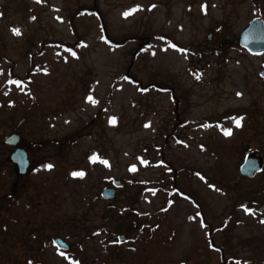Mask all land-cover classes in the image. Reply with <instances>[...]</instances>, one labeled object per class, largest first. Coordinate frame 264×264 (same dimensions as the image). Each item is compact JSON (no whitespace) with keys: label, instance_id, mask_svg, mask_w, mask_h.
<instances>
[{"label":"rangeland","instance_id":"obj_1","mask_svg":"<svg viewBox=\"0 0 264 264\" xmlns=\"http://www.w3.org/2000/svg\"><path fill=\"white\" fill-rule=\"evenodd\" d=\"M257 16L264 0H0V264H264V169L239 174L264 156V53L222 44Z\"/></svg>","mask_w":264,"mask_h":264},{"label":"water","instance_id":"obj_2","mask_svg":"<svg viewBox=\"0 0 264 264\" xmlns=\"http://www.w3.org/2000/svg\"><path fill=\"white\" fill-rule=\"evenodd\" d=\"M240 45L251 53L261 54L264 53V17H254L251 19L244 29L239 34ZM264 75V70L262 71ZM20 136L16 133L9 134L7 141L11 144H17ZM13 161L15 170L19 174H25L30 166L28 153L25 149L19 148L13 153ZM264 167V157L259 152L249 153L242 164L240 165V174L247 176L250 179L255 177L257 173L261 172ZM122 185V180L117 179L114 182V187H107L103 190L102 195L106 199H112L116 196V188ZM125 239L120 236V241ZM56 243L63 249L69 248L66 241L58 237Z\"/></svg>","mask_w":264,"mask_h":264},{"label":"trees","instance_id":"obj_3","mask_svg":"<svg viewBox=\"0 0 264 264\" xmlns=\"http://www.w3.org/2000/svg\"><path fill=\"white\" fill-rule=\"evenodd\" d=\"M98 9L99 8H98V5L96 3L94 6H89V7L88 6H83V7L79 8L78 13L81 14V15H83L84 13L100 14L99 11H98ZM157 36L159 37L158 34L153 33V36L152 37H157ZM145 37H147V36L134 35V36L125 37L123 39H116V38L110 37L108 35V39L107 40H108V42L114 43V44H119V43L121 44V43H123V42H125L127 40L137 42L138 43V46L135 48L134 53L136 52L135 54H140V53H142V51H144L145 47L148 46L151 43V41H152V40L149 39V40H147L148 43L146 45H144V43L142 41L144 40ZM231 42L237 43V38H234L233 36L227 37V38L224 39V42H222V44L228 45V43H231ZM57 43L59 45L63 46V47H66V49L68 48L70 50L72 48H75V46H76L75 44H71L70 42H64V41H58ZM128 68L129 67H127V69ZM125 76L128 77V78H130L131 80H133L135 82L134 84H136L142 91H144V88L146 86L141 83V80L138 79V77H136L134 74L130 73L129 71L125 72ZM156 86L158 88H160V90L162 89V90H171L172 91V95H173V98L175 99L174 102L176 103V107H177L176 110H177L180 107L181 102H179L180 98L178 97L177 92L176 93L174 92L175 91V88H173L171 85H166V84H163V83L162 84L161 83H156ZM177 120H180V122H177L179 125H182L184 123V121L181 120L180 118H177ZM174 131H175V128H174ZM173 133L174 132L168 133L169 136H170L169 138H171V137L174 136ZM253 194H255V193H253ZM253 196L249 197V199H247V200L245 199V201L242 202L243 206L249 207V208L256 207V205H257V203H256L257 202V199L256 198L254 199ZM255 196L257 197L256 194H255ZM125 204L126 205H129V202L127 201V202H125ZM126 208H128V207H126ZM209 225L211 226V233H213L216 230L217 227H213V225H211V224H209ZM211 238H212V236H211ZM230 260H231V258L230 259H227L224 256L223 263L222 264H230L231 263Z\"/></svg>","mask_w":264,"mask_h":264},{"label":"flooded vegetation","instance_id":"obj_4","mask_svg":"<svg viewBox=\"0 0 264 264\" xmlns=\"http://www.w3.org/2000/svg\"><path fill=\"white\" fill-rule=\"evenodd\" d=\"M13 132L20 136V138H19V142H18L17 144H11V143H9V142L7 141V138H8V135H9V134H7V136L5 137V142H6V144H7L8 146H10V147L13 148L12 151L10 152V155H9V162L12 164V167H13L14 173H16L17 176L21 177V176H25V175H27V173L30 171V169H31V165H32V162L30 163V166H29L28 172H27L26 174H24V175H20V174L15 170L14 161H13V153H14L17 149H19V148H23V149H26V148H24L23 146L20 145L21 140H22V136H21V134L18 132V130H17V131H13ZM26 150H27V149H26ZM27 152H28V150H27ZM28 156H29V152H28ZM29 158H30V156H29ZM30 161H31V159H30ZM6 198H8V199L11 200V198H12V194H11V195L8 194ZM0 235H1V230H0ZM18 235H19V234H18ZM58 237H62V236H59V235L56 236V237L53 239L54 244H55V246H56L57 248H59L60 250H63V249H61V248L57 245V243H56V239H57ZM62 238H63V237H62ZM43 243H44L43 245L46 244L44 241H43ZM43 247H44V246H43Z\"/></svg>","mask_w":264,"mask_h":264},{"label":"snow or ice","instance_id":"obj_5","mask_svg":"<svg viewBox=\"0 0 264 264\" xmlns=\"http://www.w3.org/2000/svg\"><path fill=\"white\" fill-rule=\"evenodd\" d=\"M130 14L131 13L129 12V13H126L125 15H130ZM13 31H14V34H16V35H19L20 34L18 29H14ZM197 78H199V77H197ZM89 99L91 100V97H89ZM112 123L114 124L115 123V120H112ZM235 123H236V126L237 127L240 126V120H236ZM225 135H231V131L230 130L229 131H226L225 132ZM133 170H135V169H133ZM74 175L83 176V173H74ZM262 222H264V221H262Z\"/></svg>","mask_w":264,"mask_h":264}]
</instances>
